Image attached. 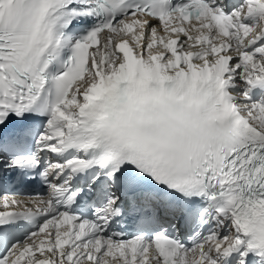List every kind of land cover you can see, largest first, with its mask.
Returning a JSON list of instances; mask_svg holds the SVG:
<instances>
[{"label": "snow or ice", "instance_id": "snow-or-ice-1", "mask_svg": "<svg viewBox=\"0 0 264 264\" xmlns=\"http://www.w3.org/2000/svg\"><path fill=\"white\" fill-rule=\"evenodd\" d=\"M237 4L0 0V264H264V0ZM132 84L114 154L98 101Z\"/></svg>", "mask_w": 264, "mask_h": 264}, {"label": "clouds", "instance_id": "clouds-1", "mask_svg": "<svg viewBox=\"0 0 264 264\" xmlns=\"http://www.w3.org/2000/svg\"><path fill=\"white\" fill-rule=\"evenodd\" d=\"M141 91L140 85H130L129 100L111 103V97L98 101L96 109L95 134L108 151L122 154L130 145L138 142L144 130V120L137 112L133 97ZM200 108L205 107V101L194 94L193 97Z\"/></svg>", "mask_w": 264, "mask_h": 264}]
</instances>
